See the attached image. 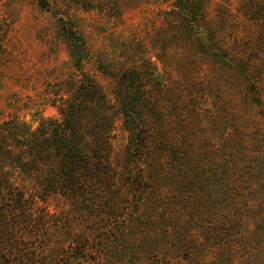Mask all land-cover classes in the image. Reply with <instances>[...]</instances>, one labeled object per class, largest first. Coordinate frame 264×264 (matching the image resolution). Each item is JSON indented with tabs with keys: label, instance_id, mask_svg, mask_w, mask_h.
I'll return each mask as SVG.
<instances>
[{
	"label": "rangeland",
	"instance_id": "1",
	"mask_svg": "<svg viewBox=\"0 0 264 264\" xmlns=\"http://www.w3.org/2000/svg\"><path fill=\"white\" fill-rule=\"evenodd\" d=\"M247 1L209 2L207 14L224 23L223 36L246 40L259 32L241 14ZM172 2L0 0V124L35 129L59 118L84 76L113 103L117 72L151 62L156 80L169 86L138 123L151 131L153 160L126 158L129 133L111 108L110 162L120 184H131L130 199L124 194L115 216L98 219L62 197L47 209L87 234L99 226L83 259L89 264H264V62L221 67L227 59L219 50L204 61L203 46L211 45L204 36L213 52L219 34L201 32L191 42L181 18L169 12ZM80 44L81 73L74 58ZM205 62L201 77H187L195 74L192 64ZM161 172L165 178L154 177ZM142 174L144 188L135 185ZM14 182L33 190L23 176ZM68 258L61 252L59 264Z\"/></svg>",
	"mask_w": 264,
	"mask_h": 264
},
{
	"label": "trees",
	"instance_id": "2",
	"mask_svg": "<svg viewBox=\"0 0 264 264\" xmlns=\"http://www.w3.org/2000/svg\"><path fill=\"white\" fill-rule=\"evenodd\" d=\"M210 1L173 0L169 11L181 18L191 42L197 40L201 32L208 36L214 32L219 34L218 48L213 52L208 50L214 47L212 40L204 36L206 42H211L208 47L200 44L207 48L203 52L204 61L218 55L219 50L227 59L221 67L262 64L264 0H248L241 5L242 16L259 28L257 34L251 33L246 40H241L237 34L223 36L224 23L218 25L209 17V12L207 14ZM85 53L80 44L73 55L80 73ZM207 63L192 64L195 74L187 77H201L202 66ZM151 65L150 62L144 70L133 66L118 71L119 76L112 78L113 103L93 78L84 76L83 81L76 80V98H69L66 105L58 108L59 118L42 120L35 129L8 122L0 124V264H39V257L44 260L43 264H59L61 252H67V264H74V254L79 257L76 260H83L91 252L89 237L99 226L87 234V228L77 229V223L66 222L61 213L50 212L46 203L62 197L74 206L93 212L92 217L98 219L96 217L107 216V212L114 211L115 216L120 209L116 207L125 202V197L130 199L128 187L131 184H120V175L110 162L115 121L111 111L115 107L114 112L129 133L124 150L126 158L153 160L151 131L140 128L138 123H145L142 109L155 110L154 102L169 86L156 80L155 66L151 69ZM257 88V97L262 98ZM7 168L10 173L6 172ZM19 176L33 183L32 191L14 182ZM165 176L161 172L154 177ZM144 178L142 174L135 185L144 188L147 183ZM114 225L112 222L109 227ZM79 261L76 263L80 264ZM95 264H101L100 260Z\"/></svg>",
	"mask_w": 264,
	"mask_h": 264
}]
</instances>
